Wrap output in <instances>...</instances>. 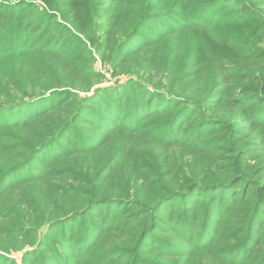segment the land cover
Segmentation results:
<instances>
[{
    "label": "trees",
    "instance_id": "16d2710c",
    "mask_svg": "<svg viewBox=\"0 0 264 264\" xmlns=\"http://www.w3.org/2000/svg\"><path fill=\"white\" fill-rule=\"evenodd\" d=\"M0 264H264V0H0Z\"/></svg>",
    "mask_w": 264,
    "mask_h": 264
},
{
    "label": "rangeland",
    "instance_id": "374dc122",
    "mask_svg": "<svg viewBox=\"0 0 264 264\" xmlns=\"http://www.w3.org/2000/svg\"><path fill=\"white\" fill-rule=\"evenodd\" d=\"M96 68L99 69V70H100V69H101V70H105V68H104L103 66H101L100 63L97 64V67H96ZM106 77L109 79V78H110V75L106 73ZM114 81H116V80H114ZM125 81H126V79H124V80H120V82H125ZM107 83L111 84V82H107ZM109 84H107V85H109ZM20 254H21V252H19L18 255H20ZM15 259L20 260V257H16Z\"/></svg>",
    "mask_w": 264,
    "mask_h": 264
}]
</instances>
